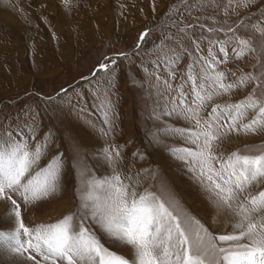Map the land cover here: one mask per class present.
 <instances>
[{
  "label": "rangeland",
  "instance_id": "obj_1",
  "mask_svg": "<svg viewBox=\"0 0 264 264\" xmlns=\"http://www.w3.org/2000/svg\"><path fill=\"white\" fill-rule=\"evenodd\" d=\"M244 3L0 0V142L10 138L30 152L40 146V159L25 182L53 161L59 168L49 196L25 202L21 193H9L26 227L56 223L69 214L74 222L83 217L105 247L131 259V248L108 238L82 207L89 181L119 174L132 191L150 193L172 211L194 246L199 233L205 259L215 264L212 244L228 246L215 237L239 232L233 228L241 219L237 204L264 191V182L237 193L232 207L222 204L218 190L200 174L198 157L189 155L203 140L193 143L190 133L200 129L186 110H196L202 126L207 121L226 133L214 143L209 167L219 170L232 153L264 154V129L239 127L250 123L256 110L241 109L233 131L227 127L231 117L211 111L249 98L264 104V0ZM141 33H146L143 40ZM213 58V72H225L223 82L238 86L217 90L219 95L212 93L201 104L188 74L199 84L204 60ZM101 63L107 68L100 69ZM245 76L250 82L239 83ZM208 93L206 83L201 94ZM9 203L0 198V231L16 227L14 217L6 215ZM21 239H27L22 230ZM8 256L11 252L0 245V262L10 264Z\"/></svg>",
  "mask_w": 264,
  "mask_h": 264
},
{
  "label": "snow or ice",
  "instance_id": "obj_2",
  "mask_svg": "<svg viewBox=\"0 0 264 264\" xmlns=\"http://www.w3.org/2000/svg\"><path fill=\"white\" fill-rule=\"evenodd\" d=\"M68 2L65 0L66 5ZM250 3L251 0H245L244 6ZM145 36L146 33H141L140 40ZM240 43L243 45L246 42ZM214 62V58L211 61L204 60L199 84L196 76L191 72L188 74V79L193 82L192 94L201 104L211 100L212 93L219 95L220 91L226 93L238 86L224 83L226 74L223 71L213 72ZM111 63L115 64V59ZM99 68L106 69L107 65L101 63ZM250 80V76L241 77L239 83ZM206 83L209 93L205 96L201 93ZM180 103H184L183 94ZM241 109H254L256 115L250 123H243L239 127L245 131L255 130L253 126L264 129V104L258 100L249 98L246 104H229L224 110L217 105L211 111L213 114L221 111L231 117L227 127L233 131L237 130V119L243 115ZM186 111L190 114L189 118L196 120V127L200 129L190 133L193 143L203 140V144L198 145L199 151L195 154L189 152V155L198 157L200 174L206 176L214 189L218 190L221 203L232 207L237 193H244L252 182H264V154L253 156L232 153L219 170L209 167L208 162L215 159L214 143L218 144L226 133L214 131L207 121L206 126H202L200 119L196 118V110L189 108ZM40 156V146L36 147L35 152H30L27 145L16 143L10 138L0 142V198L10 202V211L6 215L13 216L16 225L14 231H0V245L8 251L19 255L27 253V259L33 264H40L37 256L46 264H209L205 259L206 250L201 251L200 248L202 237L199 233V243L194 246L188 230L172 211L150 193L132 191L119 174L105 180L89 181V191L84 197L88 203L82 207L87 210L85 215H90L108 238L131 248V259L105 247L83 222V217L74 222L75 218L69 214L56 223L29 229L21 222L19 206L9 193H21L25 202H37L55 191L59 175L55 161L43 172H37L26 182L24 180ZM244 199L246 202L238 203L236 209V215L241 219L233 225L234 230L239 229V232L215 237L216 241L228 245L218 247L216 243L212 244L217 256L215 264H264V191L258 195L245 196ZM21 230L26 240L21 239Z\"/></svg>",
  "mask_w": 264,
  "mask_h": 264
},
{
  "label": "bare ground",
  "instance_id": "obj_3",
  "mask_svg": "<svg viewBox=\"0 0 264 264\" xmlns=\"http://www.w3.org/2000/svg\"><path fill=\"white\" fill-rule=\"evenodd\" d=\"M11 21V20H10ZM1 206V205H0ZM5 206H7V205H5ZM9 206V205H8ZM40 216V215H39ZM44 216V215H43ZM7 250V249H6ZM5 254H7V253H5ZM11 254H12V256H8V257H10L9 259L8 258H6L5 257V259H7L8 261H7V263H10V264H28L29 262H27V258H24V257H22L21 255H19V254H15V253H12L11 252ZM8 255V254H7ZM3 261H4V258H3V260H2V263H3ZM1 262H0V264H2ZM29 264H33V263H29Z\"/></svg>",
  "mask_w": 264,
  "mask_h": 264
}]
</instances>
